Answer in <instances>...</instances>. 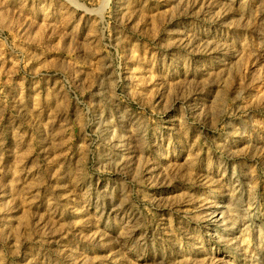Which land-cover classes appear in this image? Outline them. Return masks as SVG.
I'll list each match as a JSON object with an SVG mask.
<instances>
[{"label": "rangeland", "instance_id": "obj_1", "mask_svg": "<svg viewBox=\"0 0 264 264\" xmlns=\"http://www.w3.org/2000/svg\"><path fill=\"white\" fill-rule=\"evenodd\" d=\"M0 264H264V0H0Z\"/></svg>", "mask_w": 264, "mask_h": 264}]
</instances>
